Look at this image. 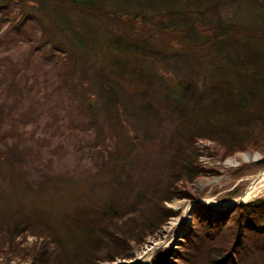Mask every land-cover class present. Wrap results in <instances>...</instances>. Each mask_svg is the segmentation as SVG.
Here are the masks:
<instances>
[{"label": "trees", "instance_id": "obj_1", "mask_svg": "<svg viewBox=\"0 0 264 264\" xmlns=\"http://www.w3.org/2000/svg\"><path fill=\"white\" fill-rule=\"evenodd\" d=\"M241 4L253 10L248 23L232 21L224 11ZM14 6L49 14L70 40L71 56L93 59L94 68L97 59L104 61L95 69L94 80L104 95L103 110L111 117L119 120L123 113L118 107L122 94L116 88L119 78L139 82L136 92L141 103L133 115L139 113L141 123L172 122L171 139L176 145L172 157L178 155L181 160L172 159L168 177L159 181L167 184L165 191L141 197L138 190L137 197L128 199L133 186L130 175L122 174L126 166L121 164L122 172H116L107 160L101 167L109 189L105 199L92 200L85 207L73 206L55 223L38 214L0 215V264H99L132 259L136 247L144 245L177 214L165 203L192 199L179 183L188 184L216 171L197 164V140H214L225 151L222 159L264 149V0H0L1 14L8 17ZM71 14L78 18L74 21ZM156 30L161 36L164 32L175 36L184 51L207 57L204 63L210 72L199 87L189 80L175 86L180 90L164 87L159 99L169 115L154 106L158 94L155 80L159 78L150 74L155 75L159 62L170 56L167 47H155ZM104 36L107 48L97 47ZM93 97L86 100L88 110H92ZM149 131L151 127L145 128L146 135ZM107 170L113 171L107 174ZM69 182L79 187L75 201L85 200L92 180L86 177ZM28 237L36 238L33 246L22 243ZM174 260L173 264H264V197L232 210L197 209Z\"/></svg>", "mask_w": 264, "mask_h": 264}, {"label": "rangeland", "instance_id": "obj_2", "mask_svg": "<svg viewBox=\"0 0 264 264\" xmlns=\"http://www.w3.org/2000/svg\"><path fill=\"white\" fill-rule=\"evenodd\" d=\"M224 11L230 20L238 23H248L253 16V10L244 4L224 8ZM1 13L0 10V215L38 214L55 223L68 215L73 206L85 207L91 205L92 200L105 199L109 189L101 167H105L107 160L116 172H122L121 164L126 166L122 174L130 175L133 186L128 199L137 197L138 190L141 197L159 189L165 191L167 184H159V181L168 177L174 164L172 159L181 160L178 155L172 157L176 154V145L171 139L175 125L168 120L141 123L139 113L133 115L141 103L136 92L139 82L119 78L116 88L122 94L118 107L123 113L116 120L103 110L104 95L94 80L95 69L104 61L97 59L94 68L93 59L71 56L70 40L61 34L58 23L45 11L32 13L28 7L14 6L8 17ZM70 17L74 21L78 18L76 14ZM136 24L138 26L139 21ZM145 30L143 27L142 31ZM164 34L161 36L156 30L154 44L157 49L167 47L170 56L159 62L155 75H150L159 78L155 80L154 91L158 94L154 96L157 97L154 106L169 115V109L159 99L164 87L183 86L184 80L199 87L210 72L204 63L207 57L184 51L175 36ZM106 40L104 36L96 46L106 47ZM168 41L171 44H167ZM91 95L94 96L90 99L93 106L88 110L86 100ZM150 127L146 135L145 128ZM150 135L152 137L148 138ZM194 147L199 152L197 164L216 171L202 174L188 184L179 183L193 195L192 199L165 203L177 214L144 245L136 247L132 259L117 258L99 264H138L147 248L158 242L163 245L139 263L173 264L179 244L194 223L195 207L218 208L224 204L225 209L229 208L231 205L226 203L240 201L264 171V149L237 152L222 159L225 151L218 145L219 150L214 140H197ZM185 148L189 149L188 144ZM111 171L106 173L111 174ZM114 176L115 173L111 178ZM86 177L92 180L86 199L75 201L79 187L69 181ZM127 179L129 181V177ZM257 187L259 192L245 203L264 197V182ZM182 218L184 222L178 226ZM36 241L35 237H28L22 243L30 247Z\"/></svg>", "mask_w": 264, "mask_h": 264}, {"label": "bare ground", "instance_id": "obj_3", "mask_svg": "<svg viewBox=\"0 0 264 264\" xmlns=\"http://www.w3.org/2000/svg\"><path fill=\"white\" fill-rule=\"evenodd\" d=\"M260 182H264V171L261 173V175L257 178V181L255 183H253L250 188L248 189L246 195L241 198V201L242 202H247L250 198H252L256 193L259 192V188L257 187V185L260 183ZM236 200L232 201V202H229V203H226V205H231L232 203H234ZM215 206H218V204ZM184 222V218L182 219H179L178 222H177V225L178 226H181ZM161 245H163V242H158L156 244H152L150 245L147 250L145 251V254L143 255V257L139 260L138 259V264L144 262V260L149 256V255H152L157 249L158 247H160ZM148 255V256H147ZM140 262V263H139Z\"/></svg>", "mask_w": 264, "mask_h": 264}, {"label": "water", "instance_id": "obj_4", "mask_svg": "<svg viewBox=\"0 0 264 264\" xmlns=\"http://www.w3.org/2000/svg\"><path fill=\"white\" fill-rule=\"evenodd\" d=\"M242 204H245L244 202H242L241 200L240 201H236L232 206H229V210H232L235 206H237V205H242ZM202 207V206H201ZM201 207H195V209L194 210H197V209H199V208H201ZM222 208H224L225 206H221ZM225 209V208H224ZM227 209V208H226Z\"/></svg>", "mask_w": 264, "mask_h": 264}]
</instances>
